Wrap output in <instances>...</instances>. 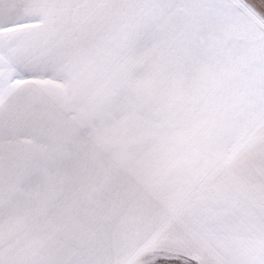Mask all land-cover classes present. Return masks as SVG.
<instances>
[{
	"label": "snow or ice",
	"instance_id": "6c2138e0",
	"mask_svg": "<svg viewBox=\"0 0 264 264\" xmlns=\"http://www.w3.org/2000/svg\"><path fill=\"white\" fill-rule=\"evenodd\" d=\"M0 264H264V0H0Z\"/></svg>",
	"mask_w": 264,
	"mask_h": 264
}]
</instances>
